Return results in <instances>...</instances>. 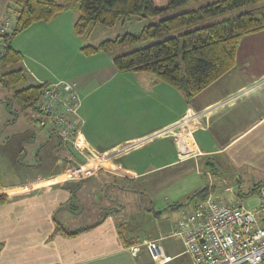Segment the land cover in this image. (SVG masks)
Returning a JSON list of instances; mask_svg holds the SVG:
<instances>
[{"label":"crops","instance_id":"0c3cea01","mask_svg":"<svg viewBox=\"0 0 264 264\" xmlns=\"http://www.w3.org/2000/svg\"><path fill=\"white\" fill-rule=\"evenodd\" d=\"M14 3L1 0L0 23ZM65 20L66 27L53 35L68 31L70 46L57 47L54 51L62 52L54 58L34 55L35 40L28 42L33 32L42 37L51 22L35 23L20 34L30 48L18 42L12 47L23 57L28 86L57 81L75 86L80 96L78 152L39 126V116L37 131L24 121L16 129L21 112L6 123L10 133L0 140V195L7 198L0 206V264H189L182 242L169 235L178 219L202 199L190 198L204 190L229 205L251 199L253 188L264 183V30L243 36L234 67L185 101L153 76L117 72L112 56L104 62L97 58L102 54L83 56L79 49L85 44L78 42L75 49L71 42L75 20ZM46 51L52 48H40L39 40L37 53ZM120 80L128 82L127 89ZM4 109L12 114L9 107ZM183 129L190 131L192 140L186 141L194 147V157L182 155L178 145ZM98 160L102 169L80 179L76 167L91 168ZM174 167L183 168L180 176L196 179V190L183 194V178L164 174L168 200L157 205L158 210L153 203L152 211L144 207L147 214L132 220L136 207L122 205L117 198L131 193L133 182ZM173 204L185 205L176 210V219L171 210L154 218L153 210ZM93 210L98 215L90 222L82 218ZM56 222L68 231L92 228L68 238L53 235ZM120 224L126 228L124 240L135 245L158 241L168 260L153 261L143 246L132 256L118 233Z\"/></svg>","mask_w":264,"mask_h":264},{"label":"trees","instance_id":"16d2710c","mask_svg":"<svg viewBox=\"0 0 264 264\" xmlns=\"http://www.w3.org/2000/svg\"><path fill=\"white\" fill-rule=\"evenodd\" d=\"M200 1L202 0H15L13 5L8 6L9 15L4 19H12L14 25L11 33L3 36L5 47L3 56L0 57V67L21 66L1 74L0 86L9 89L25 82L27 73L22 67L23 57L13 49L12 42L35 23H48L64 12L76 10L78 15L72 32L76 38L85 41L96 26L112 28L118 23L130 22L133 18L151 19ZM246 7L249 9L242 12ZM227 15L231 16L214 20ZM263 30L264 0H216L199 8L167 15L157 23L144 27L138 35L126 34L96 46L83 45L79 51L84 56L109 54L163 38L143 48L115 56L112 64L117 72L153 76L156 81L168 85L188 101L234 67L236 50L243 36ZM47 84L48 82L37 83L15 90L12 98L17 109L24 113L32 110L39 116L37 104ZM261 185L254 187L252 192L256 193ZM196 196L205 198L207 194L204 190L200 191L190 200ZM6 200V196L0 195V206ZM183 206L185 205L173 204L159 211L153 210V216L157 218L166 210L176 211ZM90 228L92 226L68 231L56 222L53 235L61 233L71 238ZM125 231V225L120 224L118 233L124 245L130 247L138 244L136 241L124 240Z\"/></svg>","mask_w":264,"mask_h":264},{"label":"built area","instance_id":"2783aa9c","mask_svg":"<svg viewBox=\"0 0 264 264\" xmlns=\"http://www.w3.org/2000/svg\"><path fill=\"white\" fill-rule=\"evenodd\" d=\"M14 22L6 19L0 24V57L5 47L3 36L10 34ZM80 98L75 86L66 81L48 82L37 104L38 125L48 128L62 142L78 152L80 135L78 109ZM186 140H192L190 131L183 129L177 135L182 155L194 157L195 149ZM192 145V144H191ZM76 167L79 178L88 179L102 169ZM98 169V170H96ZM255 204L248 206L237 200L226 205L213 195L195 201L193 208L176 222L170 237L178 238L184 247L189 264H263L264 263V184L255 194ZM146 248L155 262H165L158 241H144L128 247L132 256Z\"/></svg>","mask_w":264,"mask_h":264},{"label":"rangeland","instance_id":"374dc122","mask_svg":"<svg viewBox=\"0 0 264 264\" xmlns=\"http://www.w3.org/2000/svg\"><path fill=\"white\" fill-rule=\"evenodd\" d=\"M215 1L216 0H202L199 3H197V4H189L187 7L183 8V9H180V10H178L176 12H173V13H170V14H164V15L156 16V17L151 18V19L133 18V19L130 20V22L118 23L112 28H105V27H102V26H96L93 29V31H92L91 35L89 36V38H87L85 41L84 40L79 41V40H77V38L75 36L74 37L72 36L73 38H72L71 42L73 41L72 45L74 46V48H75V46L77 45L78 42H80V44H82V45L85 44V45L96 46V45L100 44L101 42H104V41H107V40H113V39H115L117 37H122V36H124L126 34L138 35V34H140V32L142 31V29L144 27H146L149 24L157 23L158 21H160L163 18L167 17V15H174V14H177V13H180V12H183V11H187V10H190V9H193V8H199V7L205 6V5L210 4L212 2H215ZM0 2H1V0H0ZM248 9H249V7H246L244 9H242L241 11L243 12V11H246ZM60 15H62V18H61L62 20H56ZM60 15L56 19L51 21V23H52L51 26H48L50 28L48 30H46L45 33H43L42 37L40 36L42 33L33 32L32 37L30 38V40L28 42H31V41L35 40L33 45H32L33 48H34V51H33L34 55L48 57V58H54L55 54L59 55L62 52L60 50L54 51L57 47L60 48L61 46H70V44H69L70 40L68 38V36H69L68 31H67L66 34L63 32L62 34L57 35V37L55 35H53V33H56V32H54V30H56V29H59L60 31H62V27H66L67 22H66L65 19L73 18L74 20H76L78 13H77L76 10H70V11L64 12V13H62ZM229 16H231V15H227L225 17H220V18H217V19H214V20H220L222 18H227ZM0 18H2V17L0 16ZM38 27H42V26H38ZM35 29H39V28H35ZM39 37H40V39H39ZM50 37H52V38L56 37L57 40L54 41ZM75 38H76V40H75ZM162 39L163 38H157V39H154L153 41H150V42H147V43H144V44L132 45V46L127 47L125 49H119V50L115 51L114 53H109V54L99 53V54H102V55L98 56L97 58H99L102 62H104L110 56H112L114 58L115 56H119L121 54L130 52L132 50L143 48V47H145V46H147L149 44L161 41ZM39 40H40V48H42L44 50H47L48 48L49 49L52 48V51H46L44 53H37V45L39 44ZM17 42L19 43V45L21 47H23L25 49L30 48V45H31L30 43H28L26 47L24 46V43H26V41L23 39V36H20V35L16 36V38L13 40L12 43L15 44ZM18 43H17V45H18ZM87 57H89V56H87ZM44 62H45L46 65H47V63H49V61L46 60V59L44 60ZM20 66L21 65H15V66H12L10 68H1L0 67V75L5 73V72H8L10 70H14V69L20 68ZM29 66L31 68H33L31 65H29ZM34 66H35V68H37V65H34ZM49 66H50V63H49ZM123 73H125V72H123ZM105 74H108V71H105ZM122 75L131 77L132 75H134V73L129 72V73L122 74ZM118 81H116L114 83L117 84ZM119 85L123 89L124 88L127 89L128 82L120 80V84ZM26 86H28V83H21V84L17 85L16 87L9 88V89L3 88V87L0 86V102H1V104H0V140L1 141L5 138V136H7V134L10 133V130L6 129V126H5L6 123L8 121L12 120V119L16 120L17 117H15V116L17 115L18 112H20L19 110H17L18 107L16 105L15 100L12 98L13 97V93H14L15 90L23 89ZM77 93H78V91H77ZM78 95H79V93H78ZM79 98H80V96H79ZM6 105L9 106L10 112L12 114L8 113L9 111L8 112L5 111L4 106H6ZM14 110H16V111L14 112ZM20 114H22L20 116L21 120H19V122H18L19 124L16 125V129H17V127H21L23 124L26 123V124L32 125L33 126V130L37 131V124H36L35 119L38 116V114L35 111H32V110L27 111L25 113L21 112ZM130 118L131 119H135L133 116H130ZM100 161H101V159H100ZM100 161L98 160V162H95L93 164V167H97L98 165H100L99 164ZM96 170H98V169H96ZM182 171H184L183 168L174 167V168H170L168 170H165L163 172H157V173L149 175V176H147L145 178L137 180V181L133 182V184L130 187L131 193L121 194L117 199L119 200L120 203H122V205L127 204V206H130L131 209H134L136 207L137 215L135 216L133 214L134 211H132V213L130 214V218L132 220H137V218L140 219L139 216L141 214H143V215L147 214V212H145V210H144V207L152 210L153 209L152 203H153V205L155 206L154 209L158 210L159 208H158L157 205H161L162 203L164 204L166 202V200H168L167 199L168 192H167V185H166L167 181L164 182L161 179L164 176V174L168 173V175L176 177L178 175L180 176ZM188 171H190L189 173H191V169L188 170ZM185 172H187V171H185ZM120 173H123V172L120 171ZM180 177L183 178L181 182L179 181V185L180 186L183 185V187H182L183 190H184L183 194H186V193L188 194V193H191L192 191L196 190V179H194L193 176H180ZM199 178H200V180H201V182L203 184L206 183V179L203 176H201ZM171 179H172V177H171ZM180 200H183V197ZM254 200H255V196L253 195L251 197V199L246 200L245 203L248 206L253 207L254 204H255ZM88 214H91V215H89L87 217V214L85 213L82 218L84 220L86 218H88L89 222H90L94 218V216L98 215V212H96V210H93L92 213H88ZM168 215H170V213ZM172 215L176 219L177 216H178V212L177 211H173ZM126 224L129 227H131L133 223L131 221H127Z\"/></svg>","mask_w":264,"mask_h":264}]
</instances>
